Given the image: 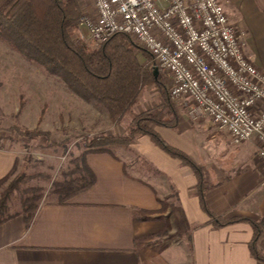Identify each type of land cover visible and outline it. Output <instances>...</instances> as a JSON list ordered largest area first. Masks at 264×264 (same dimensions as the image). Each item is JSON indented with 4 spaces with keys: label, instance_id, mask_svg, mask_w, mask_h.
Returning a JSON list of instances; mask_svg holds the SVG:
<instances>
[{
    "label": "crops",
    "instance_id": "obj_1",
    "mask_svg": "<svg viewBox=\"0 0 264 264\" xmlns=\"http://www.w3.org/2000/svg\"><path fill=\"white\" fill-rule=\"evenodd\" d=\"M219 1L243 34L246 56L264 71V0ZM185 113L168 128L178 133L163 138L201 166L211 211L245 220L215 226L193 194L192 170L143 135L130 154H88L96 180L68 203L41 200L30 222L16 216L1 224L0 264H264L248 246L251 221L264 219V162L255 140L235 144L210 120L217 137H201ZM16 156L0 146V178ZM142 159L156 171L144 172Z\"/></svg>",
    "mask_w": 264,
    "mask_h": 264
},
{
    "label": "trees",
    "instance_id": "obj_2",
    "mask_svg": "<svg viewBox=\"0 0 264 264\" xmlns=\"http://www.w3.org/2000/svg\"><path fill=\"white\" fill-rule=\"evenodd\" d=\"M79 16V0H0V40L26 60L42 66L51 75L59 76L79 97L99 103L113 123L132 111L145 87L154 88L156 96L150 110L132 115L127 132L102 134L86 143L85 151L70 159L68 166L53 179L48 193L57 203H68L96 180L87 162L88 154L115 155L110 146L127 145L139 135H148L158 148L188 166L195 174L193 194L199 198L201 208L215 226L245 220L215 215L205 199L206 186L201 166L152 128L164 126L175 129L179 122L174 103L168 95L167 74L154 72L155 62L151 54L123 34H116L103 43L83 40L77 34ZM138 54L146 58L144 63L139 61ZM8 130L10 139L19 136L28 142L39 138L48 141L51 136L50 132L38 129L22 131L16 125H11ZM79 137L74 133L54 143L63 145L68 139ZM47 144L53 142L48 141ZM30 160H24L27 166H31ZM19 163L16 156L12 169L0 178V225L16 216L30 222L44 196L43 190L30 185L21 187L34 177L50 178L49 173L38 172L14 175ZM15 192L18 196L14 195ZM12 199H17V208H11ZM251 223L254 233L248 244L249 250L258 262L264 263L261 246L264 219Z\"/></svg>",
    "mask_w": 264,
    "mask_h": 264
},
{
    "label": "built area",
    "instance_id": "obj_3",
    "mask_svg": "<svg viewBox=\"0 0 264 264\" xmlns=\"http://www.w3.org/2000/svg\"><path fill=\"white\" fill-rule=\"evenodd\" d=\"M82 2L79 26L87 41L103 43L116 34L132 38L167 74L175 105L227 129L235 144L254 139L264 162V71L246 56L243 34L219 0Z\"/></svg>",
    "mask_w": 264,
    "mask_h": 264
},
{
    "label": "rangeland",
    "instance_id": "obj_4",
    "mask_svg": "<svg viewBox=\"0 0 264 264\" xmlns=\"http://www.w3.org/2000/svg\"><path fill=\"white\" fill-rule=\"evenodd\" d=\"M79 3L81 16L84 2L79 0ZM79 25L78 20L79 32H76L87 41V31ZM138 59L141 63L146 61L142 54H138ZM155 96L154 88L145 87L132 111L126 113L117 123H113L108 112L99 103L79 97L59 76L51 75L42 66L26 60L0 40V146L12 148L20 159L14 175L22 172L49 173L50 178L34 177L21 187L28 185L40 187L44 194L42 200H55L54 196L48 193L53 179L68 166L70 159L80 156L85 151L86 143L102 134L119 135L127 132L132 115L150 110ZM174 106L180 122L186 118L185 109L179 104ZM188 116L191 117L188 122L197 130L198 135L217 137L216 129L208 118L189 114ZM11 125L18 126L22 131L38 129L50 132L48 141L53 144H47L48 141L44 138L32 142L20 139L19 136L10 139L8 128ZM158 127L152 126L156 131ZM157 132L166 140H171V136L178 133L168 128L161 130L159 128ZM74 133L80 135L79 139L70 138L63 145H55L54 142ZM130 143L110 147L113 153L130 154ZM27 158L31 159L29 163L31 166L26 165L24 160ZM141 168L148 173L156 171L154 166L143 159ZM14 195L18 196L16 192ZM17 204V199H12L11 208H17Z\"/></svg>",
    "mask_w": 264,
    "mask_h": 264
},
{
    "label": "water",
    "instance_id": "obj_5",
    "mask_svg": "<svg viewBox=\"0 0 264 264\" xmlns=\"http://www.w3.org/2000/svg\"><path fill=\"white\" fill-rule=\"evenodd\" d=\"M154 72L155 73H158V69L156 67L154 68Z\"/></svg>",
    "mask_w": 264,
    "mask_h": 264
}]
</instances>
